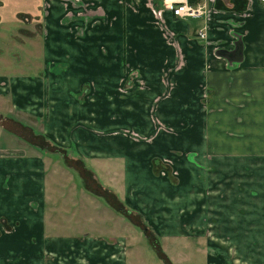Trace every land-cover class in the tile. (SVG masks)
<instances>
[{"label":"crops","instance_id":"0c3cea01","mask_svg":"<svg viewBox=\"0 0 264 264\" xmlns=\"http://www.w3.org/2000/svg\"><path fill=\"white\" fill-rule=\"evenodd\" d=\"M192 5L205 16L161 0H0V98L49 142L0 148V264H125L114 214L90 219L95 236L56 221L97 200L154 237L204 240L207 264H264V6Z\"/></svg>","mask_w":264,"mask_h":264},{"label":"rangeland","instance_id":"374dc122","mask_svg":"<svg viewBox=\"0 0 264 264\" xmlns=\"http://www.w3.org/2000/svg\"><path fill=\"white\" fill-rule=\"evenodd\" d=\"M4 53L8 54L9 56L12 55V51H10V53L4 51ZM6 57L8 56L1 55L0 60L6 61L5 60L7 59ZM9 60L13 61L15 64L16 61L15 59L13 60L9 59ZM16 67L17 65H13L12 68L9 67V69L10 68L14 69ZM1 70L4 71V69ZM13 113L14 112H12L9 101L5 98L4 99L0 98V148L11 147L10 145L21 143L20 141L17 140V137L19 139L22 138V140L28 143L35 142L36 144H41L42 143L41 140L38 139L36 140V138H33V136H31L30 131L25 129H20L16 125V123L25 124L30 122L31 120L25 117L19 118L17 117V115ZM11 115L14 116L12 117V119L10 118ZM30 125L33 124L30 123ZM33 126L34 128H37V130L38 127H41L40 125L38 127L35 125ZM47 157L50 158L51 160H54V157L52 155H48ZM50 165H52L51 167L55 166L56 170H60V166H57V163H54V161H51ZM87 165L88 167L90 168L92 167L96 171V168H94L90 162H87ZM48 174H49L48 176V183H49L51 172H49ZM69 174L73 179L71 185L76 187L77 189H82L81 181L77 177V175L74 172H70ZM52 190H53V185L47 184L48 197L52 196L51 195ZM61 190L62 189L57 188L55 192V196L57 199L59 198V196H62L61 195L62 193H60ZM82 192L84 193V191ZM97 202L100 203L99 212H97V209L95 210L94 208L91 207H88L87 209L80 208L78 212L79 213L83 212L84 214L77 215L76 212L75 217L73 214L70 213H68V215H64V214L62 215L61 213L56 212L55 215L56 221L64 225V228L60 227L61 228L60 230L63 232L62 234L75 235L81 232H92L91 234L95 236L97 235L96 232L94 231L96 228L89 222L90 219L94 217L96 214L103 215V213H106L110 217L113 216L114 214L115 216L112 217L113 221L120 223L121 228L119 229V232H117L116 229H113L112 231L120 234V236L122 238L124 237L126 240L127 251H126L125 264H207L206 243L204 242V240L196 241L191 238H183V236H178V235L164 237L162 236L161 231L156 233V236L154 237L149 230H146V234L149 233L155 239V241L151 243L144 232L145 231L144 229H146L145 224L143 225L141 222L143 226L138 228L136 227L137 225L135 226L136 219L134 220V218H132V223H131L132 225L127 221L123 220L122 218H118L119 220H117L116 217L119 216L113 213L111 209L106 208L103 202L99 200H97ZM115 208L119 209V206H115ZM131 215L132 217H136V215L133 213ZM47 221H50L48 213H47ZM105 221L106 219L103 222ZM103 222H101L100 224H102ZM111 225L112 222H109L108 225L99 226V227L106 232L109 230ZM158 249L162 252V256H160Z\"/></svg>","mask_w":264,"mask_h":264},{"label":"built area","instance_id":"2783aa9c","mask_svg":"<svg viewBox=\"0 0 264 264\" xmlns=\"http://www.w3.org/2000/svg\"><path fill=\"white\" fill-rule=\"evenodd\" d=\"M165 11L171 13L177 19H200L205 16V8L202 5L193 6L189 0H161ZM264 6V0H259ZM202 37V33L199 34Z\"/></svg>","mask_w":264,"mask_h":264},{"label":"trees","instance_id":"16d2710c","mask_svg":"<svg viewBox=\"0 0 264 264\" xmlns=\"http://www.w3.org/2000/svg\"><path fill=\"white\" fill-rule=\"evenodd\" d=\"M190 1V3L191 4H194L195 2H196V0H189ZM39 140H41V144L40 145H42V147L44 148V149H46L47 148V145H48V141H47V139H45L44 137H42V135H40L39 136ZM112 204V206L115 208V206H118L116 203H111ZM116 209V208H115ZM128 215H130L129 217H130V220H131V223H132V218H134V220L136 219V224H135V226L136 227H138V228H140L141 226H143L142 224H141V221H140V218L138 217V216H136V217H132V215L131 214H129L128 213ZM145 227V226H144ZM146 228V227H145ZM145 231V234H146V229H144ZM146 236L148 237V239L150 240V242L151 243H153L154 241H155V239L148 233V234H146ZM158 252H159V254H160V256H162V252L158 249Z\"/></svg>","mask_w":264,"mask_h":264},{"label":"water","instance_id":"95a60500","mask_svg":"<svg viewBox=\"0 0 264 264\" xmlns=\"http://www.w3.org/2000/svg\"><path fill=\"white\" fill-rule=\"evenodd\" d=\"M231 55L234 56L233 59H232V61L237 62V61H239L238 59L241 56V50L240 49H237Z\"/></svg>","mask_w":264,"mask_h":264}]
</instances>
